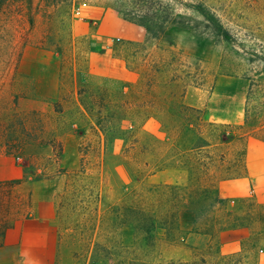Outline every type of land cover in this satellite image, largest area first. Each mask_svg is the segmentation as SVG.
Here are the masks:
<instances>
[{
  "label": "rangeland",
  "instance_id": "rangeland-1",
  "mask_svg": "<svg viewBox=\"0 0 264 264\" xmlns=\"http://www.w3.org/2000/svg\"><path fill=\"white\" fill-rule=\"evenodd\" d=\"M181 2L229 37L178 2L188 19L154 37L129 0H0V264L39 230L56 264H264V172L247 161L264 0Z\"/></svg>",
  "mask_w": 264,
  "mask_h": 264
},
{
  "label": "trees",
  "instance_id": "trees-1",
  "mask_svg": "<svg viewBox=\"0 0 264 264\" xmlns=\"http://www.w3.org/2000/svg\"><path fill=\"white\" fill-rule=\"evenodd\" d=\"M182 0H129L132 10H120L132 22L143 26L149 34L156 37L164 34L167 27L173 24L185 22L188 17L178 14L173 2L186 5L206 21V26L220 35L222 38L229 37L228 32L218 16L204 4H185ZM126 17V18H127Z\"/></svg>",
  "mask_w": 264,
  "mask_h": 264
},
{
  "label": "crops",
  "instance_id": "crops-1",
  "mask_svg": "<svg viewBox=\"0 0 264 264\" xmlns=\"http://www.w3.org/2000/svg\"><path fill=\"white\" fill-rule=\"evenodd\" d=\"M220 86V85H219ZM253 144V140H250V146ZM255 148H250L247 152V161L249 167L255 168L260 166L264 172V142H259L255 145ZM19 242L11 244L7 249L8 253H5L4 262L8 264H56L58 254V244L53 241V237L45 234L42 230L38 232L39 247L31 248L26 244L23 236ZM35 239V237H34ZM264 259V256H263ZM264 261V260H263Z\"/></svg>",
  "mask_w": 264,
  "mask_h": 264
}]
</instances>
